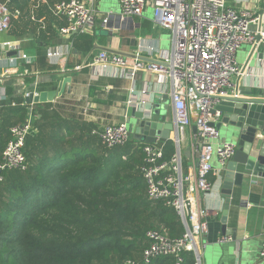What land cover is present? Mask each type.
<instances>
[{"label":"built area","instance_id":"2783aa9c","mask_svg":"<svg viewBox=\"0 0 264 264\" xmlns=\"http://www.w3.org/2000/svg\"><path fill=\"white\" fill-rule=\"evenodd\" d=\"M118 1L122 18L141 17L145 9L150 8L155 25L172 37L169 51L140 40L133 60L102 50L91 57L90 63L94 69H119L129 80L139 72L155 75L163 94L167 84L171 88L175 135L168 140L156 138L152 144H141L143 157L139 170L147 198L162 201L172 208L185 232L179 238L170 239L158 230L147 231L148 247L143 251L142 262L150 264L158 257H172L176 264H181L183 253L188 252L192 253L194 264H203L206 244L202 243L201 237L208 232L207 218L211 212L201 206V202L212 190L208 179L213 172L210 166L212 154L215 151L219 165L224 168L237 149L233 143L216 142L219 137L216 126L222 119L216 106L225 98L238 96L234 79L244 73L236 63L235 53L247 43L257 46V38L264 43V32L259 27L261 19L247 10L226 7V0ZM94 3V0L58 1L54 14L65 21L58 35L68 39L77 34H90L94 26ZM19 15V11L12 12L0 1V35L9 32L11 20ZM102 20L103 25L109 24L108 17ZM0 50L19 52L20 42L4 40L0 42ZM64 55L60 51L46 54L56 63L62 61ZM18 59L30 62L24 53ZM9 60L8 64L15 67L16 61ZM1 61L0 71L4 67H1ZM26 74L24 70L21 76ZM31 88L23 93L25 99L30 95L38 96L37 83L34 82ZM3 100H8L4 91L0 96V101ZM11 106L16 104L12 102ZM33 109L34 104H29L23 123L9 129L11 138L2 151L0 183L5 172L24 171L27 167L23 148L27 138L35 133ZM91 133L108 149L124 146L132 138L127 122L105 123ZM169 141L175 151L167 157L165 147ZM184 143L188 151L187 164L183 161ZM228 240V237L220 239L221 242ZM259 257L264 258V239Z\"/></svg>","mask_w":264,"mask_h":264},{"label":"trees","instance_id":"16d2710c","mask_svg":"<svg viewBox=\"0 0 264 264\" xmlns=\"http://www.w3.org/2000/svg\"><path fill=\"white\" fill-rule=\"evenodd\" d=\"M2 1L20 13L11 20L10 35L30 31L33 23L23 18L36 0ZM57 1L61 0H45L43 8L52 13ZM70 38L76 52L93 48L87 35ZM4 104L0 161L11 138L10 127L26 118L18 102L14 107L9 100ZM41 116L50 120L46 127L53 122L51 128L59 131L45 133L42 142L39 135L29 136L23 148L26 169L5 172L0 183V264H144L147 231L158 230L170 239L184 234L172 208L147 198L138 146L130 148L129 142L108 149L98 144L91 130L80 137L71 134L53 110L41 111ZM167 150L169 157L173 150ZM182 258L181 264L195 263L192 253L184 252ZM150 264L176 263L172 257H158Z\"/></svg>","mask_w":264,"mask_h":264},{"label":"crops","instance_id":"0c3cea01","mask_svg":"<svg viewBox=\"0 0 264 264\" xmlns=\"http://www.w3.org/2000/svg\"><path fill=\"white\" fill-rule=\"evenodd\" d=\"M94 1V26L90 34H84L94 41L92 50L87 53L74 51L71 38H62L58 35L59 28L65 25V21L54 14L58 1L53 5L52 13L43 8L46 4L45 0H36V4L31 1L30 10L23 18V21L29 20L33 23L31 30H26L27 32H23L18 37L11 36L10 30L0 35V42L4 40L20 42L19 52L0 50L1 67L4 66L0 71V96L4 91L8 100L15 104L18 102V106L25 107L27 114V108L31 103L26 102L23 93L31 90L34 82L37 83L39 94L56 93L52 101L33 103V113L36 116L33 124L35 126L37 122V127L42 126L41 129L36 127L34 134L39 135L41 142L46 136L45 133L59 131L56 127L51 128L53 122L46 127L45 124L50 120L43 118L41 111L48 109L50 112L53 110L55 115L65 121L71 134L76 137H80L88 130L91 132L97 130L105 123L117 124L129 120L127 126L132 134L129 146L130 148L138 146L140 150L142 143L133 139L135 121L132 117H128L126 111L131 107L146 110L158 95L166 96L170 101V85H166L163 94L155 75L139 72L135 74L133 80H129L119 69L92 68L91 57L104 50L107 53H119L133 60L140 40H143L142 43L149 41L159 50L169 51L172 47V37L155 25L150 8L145 9L141 17L122 18L118 0ZM227 6L236 10H247L258 16L261 19L259 27L264 32V0H226ZM105 17L109 19L107 26L102 22ZM51 33L55 38L50 39ZM256 40L257 46L247 43L235 53L236 63L243 68L244 73L234 79L239 97L245 98L241 94L250 83L264 78V43H261L259 38ZM48 51L63 52L65 54L63 60L56 63L46 56ZM21 53L26 54L30 62L19 60ZM9 59L16 61L15 67L8 64ZM24 70L28 74L21 76ZM8 100L0 101V108L6 105L4 103ZM44 105L50 106L46 108L43 107ZM166 112L165 123L174 124L171 105ZM61 130L65 134L64 129ZM218 130L217 143L236 145L237 136L231 127L221 126ZM174 135L175 131L170 137ZM167 147L174 153V145L169 141L165 147L166 156ZM186 149L184 143L182 150L185 164L189 162ZM210 166L213 172L208 179L212 190L201 202V206L211 212L207 218L208 232L201 237L202 243L206 244L202 257L204 264H264V258L259 257L264 239V178L245 175L240 186H233L226 212L225 200L222 196L224 168L219 165L215 151ZM224 213L225 232L222 231L221 223ZM226 237L230 240L220 241L221 238Z\"/></svg>","mask_w":264,"mask_h":264},{"label":"water","instance_id":"95a60500","mask_svg":"<svg viewBox=\"0 0 264 264\" xmlns=\"http://www.w3.org/2000/svg\"><path fill=\"white\" fill-rule=\"evenodd\" d=\"M55 94L41 92L35 97L30 95L26 102L34 104L49 102L53 100ZM241 96L245 98L239 96L225 98L216 106V110L222 113L217 129L221 126L231 127L237 136L235 145L237 149L223 169L222 196L226 212L233 186H240L245 175L264 178V78L250 83L248 88L243 89ZM170 105L166 96L158 95L146 110L128 108L126 111L128 117L135 121L133 139L142 144H152L157 137L168 140L174 132V124L165 123L166 111ZM221 223L222 231L225 232V213Z\"/></svg>","mask_w":264,"mask_h":264},{"label":"rangeland","instance_id":"374dc122","mask_svg":"<svg viewBox=\"0 0 264 264\" xmlns=\"http://www.w3.org/2000/svg\"><path fill=\"white\" fill-rule=\"evenodd\" d=\"M0 1H2V0H0ZM2 2H3V1H2ZM95 137H96V136H95ZM96 140H97L98 144H99V143L101 144L99 138L96 137ZM130 142H131V141H130ZM101 145H102V144H101ZM202 257H203V256H202ZM202 262H203V258H202ZM203 264H204V262H203Z\"/></svg>","mask_w":264,"mask_h":264}]
</instances>
